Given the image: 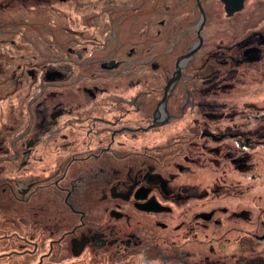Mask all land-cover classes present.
<instances>
[{"label":"flooded vegetation","instance_id":"1","mask_svg":"<svg viewBox=\"0 0 264 264\" xmlns=\"http://www.w3.org/2000/svg\"><path fill=\"white\" fill-rule=\"evenodd\" d=\"M218 1L213 33L227 36L167 94L177 58L167 80L155 76L114 28L111 50L88 59L79 51L102 44L44 53L0 28L13 38L0 41V264H264L263 209L249 194L225 204L229 167L203 186L221 161L249 173L264 145V12L253 10L264 0H232L229 12Z\"/></svg>","mask_w":264,"mask_h":264},{"label":"trees","instance_id":"2","mask_svg":"<svg viewBox=\"0 0 264 264\" xmlns=\"http://www.w3.org/2000/svg\"><path fill=\"white\" fill-rule=\"evenodd\" d=\"M176 1L6 0L0 2V25L14 23L16 26L13 30L22 32L24 41L27 40V42L38 45L43 44L44 53L52 52L51 48H46L45 44L47 43L59 42L73 46L76 44H102L99 49L92 47L86 51H79L80 57L83 59L98 58L111 50V42L107 36L113 28L119 39L122 37L124 43L137 45L136 55L131 56L134 60H140L150 54L165 50L178 36L179 41L175 44L173 52L157 55L153 58L152 64L139 66V68L153 67L155 76L164 77L167 80L174 70L176 57L185 53L197 40L193 30L184 34L177 32L179 27L185 23L189 25L198 18L197 7L194 4L190 9L192 0H179L175 4ZM173 5H175V9L171 14V22L174 27L171 28L167 27L169 16L167 12ZM201 5L207 15L201 32L203 44L184 70L189 76L197 73V67H200L197 60L206 57V51L215 44L217 36H221L218 39L227 36V34L216 36L213 33L214 20H222L221 3L218 0H215L214 3L212 0H201ZM215 10L220 12L218 18L213 17ZM253 10L264 12V5H256ZM182 15H186L187 18H182ZM3 37H5V42L13 39L12 34H4ZM40 37H44V39ZM58 51L60 57L64 56L61 48ZM162 60H170V63H163ZM207 66L209 64L205 63L204 69Z\"/></svg>","mask_w":264,"mask_h":264},{"label":"rangeland","instance_id":"3","mask_svg":"<svg viewBox=\"0 0 264 264\" xmlns=\"http://www.w3.org/2000/svg\"><path fill=\"white\" fill-rule=\"evenodd\" d=\"M4 1H6V0H0V2H4ZM212 2L214 3L215 2V0H212ZM194 4H195V0H192L191 1V6H190V9H192L193 8V6H194ZM200 4H201V0H200ZM195 6L197 7V5L195 4ZM201 7H202V5H201ZM203 8V7H202ZM197 9H198V7H197ZM204 9V8H203ZM205 11V10H204ZM198 12H199V9H198ZM263 12V11H262ZM206 16V15H205ZM213 17H215V15H214V13H213ZM199 18H200V14H199ZM206 19V18H205ZM214 19V18H213ZM198 21H199V19L197 18V19H195L192 23L193 24H195V28H196V26H197V23H198ZM221 21H223L224 22V20H217V23L218 22H220L221 23ZM206 22V21H205ZM8 24H11V23H8ZM205 24V23H204ZM219 25V24H218ZM11 27H15L16 25L14 24V23H12L11 25H10ZM10 26H5V28L6 27H10ZM214 26H215V24H214ZM222 27H223V25H222ZM214 28V27H213ZM203 29V28H202ZM202 29L200 30V33L202 32ZM195 33H196V30H195ZM216 34V36L218 35V34H223V33H215ZM15 36H17V37H22L23 36V33L22 32H20V33H18V35H15ZM196 36H197V33H196ZM201 36H202V33H201ZM17 37H15V41L17 42L18 40H17ZM219 37H221V36H217V38H216V40L219 38ZM225 37L226 36H224L223 38H220V39H225ZM219 39V40H220ZM5 40V37H0V41H4ZM197 41H198V37H197V40H196V42H194L186 51H185V53L187 52V51H189L193 46H195V44L197 43ZM202 42H203V36H202ZM201 46H202V43H201V45H200V47L192 54V57L190 58V60H189V63L192 61V59H193V56H194V54L196 53V52H198V50H200V48H201ZM173 49H174V44H173V42H171V46L170 47H168V48H165V50H163V51H161V52H158V53H153V54H150L149 56H147V60H153V55L154 56H157V55H161L162 53H171V52H173ZM211 49V48H210ZM209 49V50H210ZM185 53H183V54H181V55H179V56H182V55H184ZM179 56H177L176 58H178ZM188 63V62H187ZM188 63V64H189ZM196 75H198V74H196ZM200 77L201 76H204V73L201 75H199ZM233 83V82H232ZM235 85H237L236 83H234ZM199 86H195V89H197ZM247 87H245V85H243L242 83H241V85H240V87L238 88V89H236L237 90V92L239 91V92H241V93H239V94H237L236 95V97L238 96V95H240V96H238V97H242V96H244V95H246L245 94V92H247V91H245V92H243V90H245ZM252 94H254L253 96H252V99L253 98H255V96L256 95H258V94H255V93H252ZM223 101H225V102H234V101H236V100H238V99H236V98H227V99H222ZM240 104L242 103V99L240 100V102H239ZM230 105V104H229ZM229 116H227V118H228ZM227 118H226V121H223L224 123H228V124H230V123H232V121L231 120H227ZM236 123H238L237 121H239L238 119H236V120H234ZM242 123H244L243 121H241ZM181 124V121H176L175 123H173L170 127L172 128V131H173V129L174 128H179V125ZM258 127V126H257ZM250 128H254V126L252 127V125L250 126ZM248 126H244L243 127V129H244V131H248V129H250ZM251 130V129H250ZM252 131V130H251ZM251 161H250V168H249V173H243V174H241V173H235L234 172V168H232V166L231 165H229L228 163H223L222 161L220 162V165L218 166V169L216 170V172L213 174V172H214V169L212 170V166H210V167H207L206 169H204V171H203V173H202V177L204 178V182H203V186H205V185H208V184H210L211 182H212V180H213V178L216 176V178H215V180L217 179H219L218 178V176H219V174H220V170L222 169H224V170H226V167H229V168H227L228 170H229V172H230V175H229V177H227L226 179H225V181H224V183H221L220 181H219V184L220 185H223V184H226V188H228V190H222V191H225L227 194H229V196H230V198H228L229 200H227V202L225 203V204H227V203H230V202H232V203H235V201H234V196H235V194H236V196L237 197H244L245 195H247V194H249V196H248V200L252 203V204H254V205H256L255 206V210H256V208H257V214L258 215H260V212H261V210L263 209V214H264V145H261V146H257L255 149H253L252 151H251ZM230 187V188H229ZM231 188H233V189H231ZM227 191H229V192H227ZM233 193H235L233 196H231ZM225 204H224V206H225ZM220 205H221V203H220ZM251 205V204H250ZM247 205H242V207L241 208H243V209H248L247 207H246ZM229 207V204H228V206H227V208ZM253 219H254V217H252ZM237 223H238V221H236L235 222V224L236 225H234V226H236V227H238L237 226ZM222 224H225V227L224 228H226V230L229 228V226H232V225H229V223L228 222H222ZM230 224H233L232 222L230 223ZM229 225V226H228ZM211 232H213V230H212V228H211ZM261 232H259L258 234H260ZM253 234H256V232L253 230V233H252V236H253ZM257 234V235H258ZM252 242L253 243H255L256 242V240H253L252 239Z\"/></svg>","mask_w":264,"mask_h":264},{"label":"water","instance_id":"4","mask_svg":"<svg viewBox=\"0 0 264 264\" xmlns=\"http://www.w3.org/2000/svg\"><path fill=\"white\" fill-rule=\"evenodd\" d=\"M221 1L225 5L226 10L229 12L232 0H221ZM195 2H196V5L199 9V14H200V18H199V21H198L197 26H196V33H197L198 41L195 44V46H193L189 51H187L184 55L179 56L177 58L176 63H175L176 70L173 72L172 77L168 80V82L164 88L165 94H167V91L173 87L175 81H177L179 79V77L181 75V68L186 65V63L192 57V54L200 47V45L202 43V36H201L200 30L202 29V27L205 23L206 16H205L204 9L201 7L200 0H195ZM10 25L11 24H1L0 28H3L5 26H10ZM165 97L166 96H164V100H165Z\"/></svg>","mask_w":264,"mask_h":264}]
</instances>
